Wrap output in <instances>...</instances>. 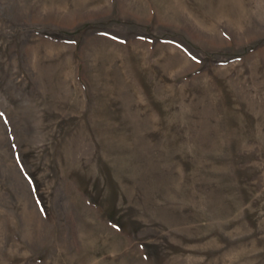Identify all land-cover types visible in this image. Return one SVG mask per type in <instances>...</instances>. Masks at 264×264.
I'll return each instance as SVG.
<instances>
[{
  "label": "rangeland",
  "instance_id": "obj_1",
  "mask_svg": "<svg viewBox=\"0 0 264 264\" xmlns=\"http://www.w3.org/2000/svg\"><path fill=\"white\" fill-rule=\"evenodd\" d=\"M0 264H264V0H0Z\"/></svg>",
  "mask_w": 264,
  "mask_h": 264
}]
</instances>
